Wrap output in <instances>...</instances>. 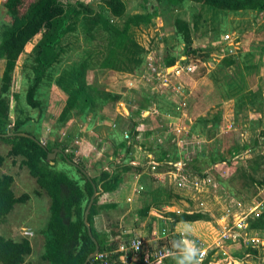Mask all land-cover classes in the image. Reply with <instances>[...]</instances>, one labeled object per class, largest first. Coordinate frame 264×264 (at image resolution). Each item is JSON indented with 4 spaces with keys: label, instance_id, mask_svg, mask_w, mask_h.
I'll list each match as a JSON object with an SVG mask.
<instances>
[{
    "label": "rangeland",
    "instance_id": "rangeland-1",
    "mask_svg": "<svg viewBox=\"0 0 264 264\" xmlns=\"http://www.w3.org/2000/svg\"><path fill=\"white\" fill-rule=\"evenodd\" d=\"M2 1L0 37L4 24L12 21ZM80 1L92 5L96 11L103 9L100 0ZM125 2V16L117 18L108 14L119 27H123L129 15L136 13H151L153 18L152 22L132 25L129 30L130 36L145 48L140 67L135 62L129 65L137 72L99 66L88 72L90 84L109 92L110 105L86 114L76 113L61 124L58 118L66 94L54 80H47L38 96L41 108L29 107L25 95L33 77L34 50L42 37L39 34L27 44L13 73L11 91L19 94L20 101L11 98L12 119L16 118L19 105L24 110L20 116L31 117L22 130L34 133L42 143L66 147V153H72L90 169L101 165L108 168L111 163L124 160V149L118 157L114 149L117 141H128L131 152L127 156L133 167L142 168L141 172L134 175L137 171L134 169L127 174L115 195L99 194L100 203L119 204L111 210V217L102 214L103 211L97 219L99 229L110 227L119 233L112 242L121 244L131 237H140L145 252L169 250L173 241L181 239L185 224L191 222L187 224L190 227L187 238L211 246L219 264H264V229H253L250 225L264 212V13L214 10L194 3L171 5L158 0ZM177 17L189 22L193 47L200 48L205 55L184 62L185 67L194 66L191 73L179 76L170 69L168 85L164 86L159 69L163 68L161 59L166 55L178 59L186 56L184 43L179 41L175 29ZM78 29L68 38L71 49L74 48L73 55H66L58 70L79 63L85 53L102 42L100 38L87 41L81 25ZM227 35L233 41H228ZM228 55L236 60L232 66L222 64ZM4 67L5 60L0 59V80ZM113 97L120 99L114 105ZM128 118L137 123V132L126 138ZM257 139L260 142L256 147ZM151 146L164 150L174 159L160 161ZM10 149L11 144L0 139V152L6 156L0 172L13 174L15 193H28L30 199L16 204L6 222L0 225V234L31 239L35 253L41 256L40 229L49 218L50 197L21 165V157L13 162L14 158L7 156ZM228 150L231 154H227ZM219 154H227L229 161L212 163V158ZM175 157L180 158L176 161ZM183 157L189 161L188 165ZM55 159L60 169H72L59 155ZM255 159L261 163L257 172L250 167ZM153 161L158 163L155 169ZM89 172L98 175L100 170ZM158 188L162 189L157 195L161 203L151 208L148 216L140 217L138 209L144 206L146 193ZM195 212L205 214L206 219L181 220L172 230L176 219ZM224 233L227 236L223 237ZM250 248L258 251L256 256L249 252ZM39 263L41 260L36 261Z\"/></svg>",
    "mask_w": 264,
    "mask_h": 264
},
{
    "label": "trees",
    "instance_id": "trees-1",
    "mask_svg": "<svg viewBox=\"0 0 264 264\" xmlns=\"http://www.w3.org/2000/svg\"><path fill=\"white\" fill-rule=\"evenodd\" d=\"M100 1L103 5L102 11H96L92 5L80 0L73 2L65 0L2 1V6L12 15V21L4 24L0 37V59L5 60L0 80V139L11 144L7 156L13 157V162H16L15 158L21 157V165L28 169L40 188L45 190L50 197L49 218L46 226L41 230L44 236V252L41 259L48 264H84L88 255L96 249V244L89 235L84 221L85 211L94 193L93 183L99 187L100 195L115 192L120 184L126 181L127 174L136 169L134 175H137L142 170V168L133 167L131 164V159L127 156L131 149L126 139L116 140L117 146L114 149V155L117 157L120 154L119 151L124 149V160L111 163L108 168L101 165L98 169L97 167L90 169L84 162H78L72 153H66V147L42 143L40 137L34 133L22 130L31 117L26 115L22 118L20 113H24V110L19 105H17L16 118L12 119L11 117V98L16 99L17 102L20 101L19 94H12L11 91L13 73L27 44L39 34L42 37L34 50L33 77L25 95L26 102L29 107L40 109L42 105V101L38 97L40 88L45 81L54 80L66 94V100L58 118L61 124L68 122L76 113L86 114L109 104V92L106 88L97 87L88 82L87 75L90 69L99 66L117 71H124L125 68L131 69L132 72L138 71L136 68H130L129 65L135 62L137 68L140 67L143 62L141 59L146 55L145 48L130 36L129 30L132 25L152 22L153 16L151 13L129 15L123 27H119L108 14L117 18L125 16L127 12L125 0ZM158 2H167L171 5L194 3L212 7L214 10L264 13V0H158ZM79 25H81L87 41L92 42L100 38L104 45L97 49L101 45L100 43L96 45V49L89 50L79 63H71L58 70L57 67L63 63L65 56L73 55L74 48L71 49L72 42L68 38L79 30ZM175 29L179 41L184 43L185 53L183 54L187 56V62L192 57L200 59L205 55L200 48L193 47L192 29L186 19L177 17ZM158 57H160L158 60L161 59V56ZM177 59L178 57L175 55H166L161 60L163 66H173ZM222 60V64L225 66H232L236 63L232 55H228ZM113 96L116 95L113 94ZM113 98L112 105L120 100L119 97ZM141 110L138 111L139 114ZM215 117L219 118L220 116L216 115ZM126 126L128 132L135 136L137 123L128 118ZM20 132H26L34 138L21 136L18 134ZM255 142V146H259V139ZM55 147L61 148L62 152H59L57 156L59 155L61 160L69 164L75 174L64 167L60 169L57 159L53 163L48 159V153ZM151 147L150 149L158 155L160 161L173 158L167 155L164 150L159 151ZM227 154H231V150H228ZM227 154L213 157L212 163L228 162ZM179 158L175 157L176 161ZM5 160L6 156L0 152V166L4 164ZM257 160H253L254 163L250 166L253 172H257L260 168L261 163ZM186 161L188 160L184 158L185 164L188 165L189 161ZM92 170H100V173L92 175L89 172ZM201 176L204 177V174ZM251 179L254 181L253 177ZM14 182L13 174L0 172V225L6 222L8 215L14 210L17 203H25L30 199L28 193L21 195L15 193ZM160 193H162L160 188L146 193L144 206L138 209L140 217L148 216L151 208L157 207L161 203L157 199V195ZM168 194V196H172V193ZM148 196L151 197V200H147ZM99 198L98 196L95 199L88 220L93 236L99 242L100 252H103L116 247L118 242H112L111 239L117 236L118 232L99 229L96 219L101 212L115 209L119 204L117 202L100 203ZM204 219H206V215L200 212L187 214L184 217L180 216L172 223V230L181 220ZM250 225L253 229H264V212L252 220ZM32 251L31 241L28 238L16 240L0 234V264H25L26 257ZM249 252L256 256L258 251L250 248ZM121 254V252H117L112 255L117 264H131V253L127 262L120 259ZM144 257L145 255L142 254L140 262L134 264H143ZM177 257L178 253L176 252L153 264H177ZM88 264H103V261L94 258Z\"/></svg>",
    "mask_w": 264,
    "mask_h": 264
},
{
    "label": "built area",
    "instance_id": "built-area-1",
    "mask_svg": "<svg viewBox=\"0 0 264 264\" xmlns=\"http://www.w3.org/2000/svg\"><path fill=\"white\" fill-rule=\"evenodd\" d=\"M227 40L233 41V37L230 35L226 36ZM187 56H182L181 59L179 58L176 63L173 66H163L161 69V82L164 84V86L168 85L169 78L168 74L170 73V69L176 72L179 76H181L183 73H191L193 71L194 66H184V62L187 60ZM182 60V61H181ZM184 64V65H183ZM196 66V64H194ZM160 75V73H158ZM130 136V133L126 131L125 137L128 138ZM156 166H158V163L153 161V168L155 169ZM223 237L227 236V233H224L222 235ZM189 239V238H188ZM194 240V239H191ZM195 241V240H194ZM197 246L202 250V257H201V264H219L218 260L216 259V255L214 253H211V246H207L205 244H200L197 241H195ZM218 247V246H217ZM121 252L120 259L123 262H127L128 256L131 253V264L139 263L141 259V255L144 254L145 257L143 264H153L154 262H157L163 258H165L168 255L174 254L177 252L176 249L172 247L169 248V250L160 249L158 252L151 251H144V241L141 240L140 237H131L129 240L119 244L116 249V247H113L109 251H103L99 252L97 258L103 261V264H117V261L112 257L113 254ZM153 252V253H152ZM151 257V258H150ZM153 258V259H152Z\"/></svg>",
    "mask_w": 264,
    "mask_h": 264
},
{
    "label": "clouds",
    "instance_id": "clouds-1",
    "mask_svg": "<svg viewBox=\"0 0 264 264\" xmlns=\"http://www.w3.org/2000/svg\"><path fill=\"white\" fill-rule=\"evenodd\" d=\"M190 227L185 224L182 229L181 239L173 241L172 247L177 250V264H201L202 250L194 240L187 238Z\"/></svg>",
    "mask_w": 264,
    "mask_h": 264
},
{
    "label": "water",
    "instance_id": "water-1",
    "mask_svg": "<svg viewBox=\"0 0 264 264\" xmlns=\"http://www.w3.org/2000/svg\"><path fill=\"white\" fill-rule=\"evenodd\" d=\"M18 134L21 135V136H28V137H32V138H34V136H32V135H30V134H28V133H26V132H20V133H18ZM59 152H62V150H61L60 148H53V149L48 153V159L51 160L52 163H53L55 157L57 156V154H58ZM85 172H86V171H85ZM86 173H87V172H86ZM93 187H94V193H93V195L91 196V199H90L89 205H88V207H87V209H86V211H85L84 221H85V224H86V226H87V228H88L89 235L91 236V238L93 239V241H94L95 244H96V249H95V251H93L92 253H90V254L88 255V257L86 258L84 264H88L90 260H92V259H94V258H97L98 254H99V252H100V245H99V242H98V240L93 236L92 227H91V224H90V222H89V220H88L89 212H90V210H91V208H92V206H93V203H94L95 199L99 196V193H100V191H99V187H98L95 183H93Z\"/></svg>",
    "mask_w": 264,
    "mask_h": 264
},
{
    "label": "crops",
    "instance_id": "crops-1",
    "mask_svg": "<svg viewBox=\"0 0 264 264\" xmlns=\"http://www.w3.org/2000/svg\"><path fill=\"white\" fill-rule=\"evenodd\" d=\"M116 193H114V192H107L106 193V195L107 196H109V195H115ZM102 213V212H101ZM101 213L97 216V219H98V217L101 215ZM102 214H105V215H109V214H111V210H109V211H104ZM109 217H111V215H109ZM97 219H96V224H97ZM198 222V221H197ZM188 223H191V222H188ZM187 223V224H188ZM193 223V222H192ZM177 225V224H176ZM98 226V225H97ZM99 227V226H98ZM176 227V226H175ZM194 228V227H193ZM40 230H42V228L40 229ZM103 230H107V231H111V230H114V229H112V228H110V227H107V229H103ZM123 230H127V231H132V230H128V229H123ZM122 230V231H123ZM115 231V230H114ZM121 231V232H122ZM115 232H117V231H115ZM124 232V231H123ZM42 234V233H41ZM119 234V233H118ZM5 236V235H4ZM120 235H117L116 237L118 238ZM7 237V236H6ZM115 237V236H114ZM24 238V237H23ZM22 239V238H21ZM21 239H16V240H21ZM30 241H31V245H32V248H33V251H32V253L31 254H29L27 257H26V261H25V264H36V261H38V260H41V262L43 263V264H47V262L46 261H44V260H42L41 259V256L40 255H37L36 253H35V245H33V243H32V240L31 239H29ZM42 251L44 252V236L42 235ZM42 252V253H43ZM41 253V254H42ZM35 258H37V259H35ZM34 260H36V261H34ZM42 263H39V264H42Z\"/></svg>",
    "mask_w": 264,
    "mask_h": 264
}]
</instances>
